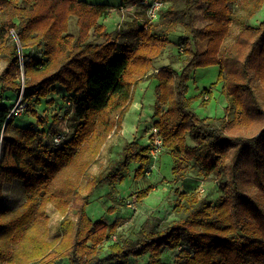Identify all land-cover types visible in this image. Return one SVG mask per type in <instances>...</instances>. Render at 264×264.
I'll return each instance as SVG.
<instances>
[{"label": "trees", "instance_id": "16d2710c", "mask_svg": "<svg viewBox=\"0 0 264 264\" xmlns=\"http://www.w3.org/2000/svg\"><path fill=\"white\" fill-rule=\"evenodd\" d=\"M144 1L121 0L117 6ZM164 1L159 20L137 18L108 30L101 19L116 7L110 4L0 0V59L6 62L0 72V264L43 261L50 254L47 264L65 258L67 264H132L140 256L146 264H264V18L250 23L264 0ZM200 7L202 26L196 20ZM233 25L235 40L226 44ZM12 29L22 43L23 63ZM173 35L183 66L156 70ZM34 47L44 57L34 56ZM211 65L219 66L217 80L190 95L194 70ZM153 77L159 81L153 122L172 156L175 179L216 175L221 195L212 203L195 189L179 190L175 218L146 220L136 236H122L123 219H94L88 207L105 184L103 196L113 202L108 212L116 211V203L128 205V198L118 199V185L127 176L146 180L149 146L126 141L107 169H91L102 165V152L121 130L136 87ZM218 84L228 100L226 114L199 115L194 103L208 107ZM21 92L35 116V106L56 93L70 104L64 113L40 117L42 125L20 126L6 95ZM254 121L259 128L250 132ZM69 127L68 138L54 144L53 137ZM14 181L26 195L17 209L3 193L4 184ZM152 190L141 189L138 199ZM50 205L63 220L58 236L48 241ZM166 248L178 250L175 263L164 259Z\"/></svg>", "mask_w": 264, "mask_h": 264}, {"label": "rangeland", "instance_id": "374dc122", "mask_svg": "<svg viewBox=\"0 0 264 264\" xmlns=\"http://www.w3.org/2000/svg\"><path fill=\"white\" fill-rule=\"evenodd\" d=\"M86 1L94 4H110L112 6H116L101 19L108 30H113L119 26H125L126 23L131 22L137 18H141L144 20L148 19L147 15L145 14L144 3L118 8L117 5L121 0ZM202 9L203 7H200L197 10L196 20L197 25L199 26L205 24V20L202 16ZM159 18L157 20H159ZM263 18L264 7L260 9L258 13L250 20V23L258 24L260 21H262ZM70 31L74 33L77 31L75 19L71 21ZM237 31L238 27L233 25L232 32L227 38L226 44L231 43L235 40ZM171 39H173L174 44L170 45L168 49L157 59L155 63V67L157 68L156 70L165 66H171L172 68L180 70L183 66L184 57L182 55H179V52H182V47L177 46V43L175 44V42L178 41V36L173 35ZM102 41L103 40H99V42ZM32 53L38 58L44 57V50L42 48L34 47L32 49ZM5 66L6 62L0 59V72L3 71ZM218 73V65L199 67L194 70L189 82V94L196 95L204 88H209L210 85L217 80ZM158 83L159 81L156 77L148 79L145 78L136 87L134 91L133 103L124 119L121 130L119 132L117 131L110 137L101 155L102 165H94L91 169L92 172L97 173L105 170L113 161L118 159L121 155V150L126 141L135 139L140 141L142 144H147L149 134L152 130L153 125H155L152 118L155 112V91ZM58 86L62 90L64 89L62 85L58 84ZM8 94L6 95V101L11 105L12 111L16 110L17 116L15 119V123L20 126L36 127V125H42V123L38 121L40 117L49 119L57 112L64 113L66 112L70 104L63 98V95H61L60 92L56 93L54 97L49 96L43 100L41 105L35 106L38 112V116H35L32 111L25 106L26 104L23 102V92H21L18 96H8ZM207 96L208 95H206V97ZM210 98L211 101L208 107L200 106L197 101L194 103V106L199 115L221 117L226 114V106L228 105V100L223 93L222 84L217 85V88L213 90ZM52 100H54L53 103ZM259 125L260 123H256L254 121L250 128V132L257 131ZM42 127H45V125H43ZM68 130V134L70 135L73 129L69 127ZM190 143L191 145L193 144L191 141ZM153 164L155 169L153 172H151V176L146 177V180L133 179V176H129L131 178L129 179V177L127 176L125 181L122 184L118 185V194L121 193L123 185H128L127 189L130 192L128 195V199H137V202L134 203L133 206H121L124 207L125 210L127 209V216L122 215L118 217L124 220V223L119 228L121 234H123L122 236H136L139 229L141 228V225L146 220H158L161 222L175 218L173 207L175 200L178 198V191L182 188V181L188 177L197 178L193 175V173H191L184 179L176 180L172 172V156L169 153L165 152V149L163 150L159 158L156 161H153ZM199 179L200 181H198L197 184L194 185V189L198 191L202 196L207 197L208 200H210L212 203H215L221 195V191L219 188V178L216 175L212 174L208 178L201 177ZM149 185L154 186L153 190L148 196L139 200L137 195L138 192ZM105 189H109V186L107 184L99 187L92 196V202L88 207V212L94 219L104 217L106 220H111V216L116 215L115 212L110 213L107 211L108 207L112 205L113 202L106 196H103L106 191ZM3 193L6 204L13 209L19 208V206L22 205L26 198L23 184L20 181H14L12 183L6 182L3 186ZM47 211L50 218L48 220L47 228L49 229V232L48 237L47 235H44V238L50 241L54 240V238L58 236L60 232V224L63 220V215L59 211H57L53 205L48 206ZM117 239L118 235H114L113 240ZM107 245L108 243L105 242L103 252H107ZM163 256L165 260L171 263H175V261L179 257V252L178 250H170L166 248L164 250ZM50 258L51 254L46 256L45 260L43 261H36L27 264H47L46 261ZM59 263L67 264V258L60 259ZM144 263L146 264V260H139L138 262H134V264Z\"/></svg>", "mask_w": 264, "mask_h": 264}, {"label": "built area", "instance_id": "2783aa9c", "mask_svg": "<svg viewBox=\"0 0 264 264\" xmlns=\"http://www.w3.org/2000/svg\"><path fill=\"white\" fill-rule=\"evenodd\" d=\"M143 3L146 6L145 7L146 15L148 20L150 21L157 20L161 16L162 12L165 10L168 4V2L164 0H145ZM11 33L19 47L20 59L23 63V49H22V43L20 37L14 29L11 30ZM68 132L69 130L62 132L61 134L55 135L52 139V142L54 144H60L64 142L69 136ZM148 138L149 139L147 144L149 146V154L152 158V162L146 171L147 177L151 176L152 174L151 172H153L155 169L153 161H156L164 150L163 136L157 126L153 125ZM136 202H137L136 198L134 200H129L128 206H133V204Z\"/></svg>", "mask_w": 264, "mask_h": 264}, {"label": "crops", "instance_id": "0c3cea01", "mask_svg": "<svg viewBox=\"0 0 264 264\" xmlns=\"http://www.w3.org/2000/svg\"><path fill=\"white\" fill-rule=\"evenodd\" d=\"M155 99H156V96H155ZM154 108H155V105H154ZM127 115V114H126ZM153 117H154V115H153ZM153 119V118H152ZM133 140V139H132ZM129 179H131L130 177H129ZM198 181H200V179L199 178H186V179H184L183 181H182V188L181 189H179L180 191H184L183 189H187V190H193L195 187H194V185L195 184H197V182ZM154 187V186H153ZM128 188V185H123V187H122V191H121V193L118 195V199L119 198H125V199H127L128 198V195H129V190L127 189ZM155 189V188H154ZM106 191L105 192H107L108 190L107 189H105ZM187 190H185V191H187ZM126 202V201H125ZM115 206L117 207L116 208V211H115V214L116 215H114V216H111V220H108L109 222H111V221H114V220H116L118 217H120V216H122V215H126L127 216V212H126V210H125V208L124 207H121V206H128L126 203H125V205H120V204H115ZM129 210V209H128ZM117 213H118V216H117ZM130 234V233H129ZM143 261V260H146L147 261V258H146V256H140V257H133L132 258V264H134V262H138V261ZM59 261L60 260H58V262L56 263V264H60L59 263ZM68 261V260H67ZM145 264V263H144Z\"/></svg>", "mask_w": 264, "mask_h": 264}, {"label": "water", "instance_id": "95a60500", "mask_svg": "<svg viewBox=\"0 0 264 264\" xmlns=\"http://www.w3.org/2000/svg\"><path fill=\"white\" fill-rule=\"evenodd\" d=\"M13 112V111H12Z\"/></svg>", "mask_w": 264, "mask_h": 264}]
</instances>
